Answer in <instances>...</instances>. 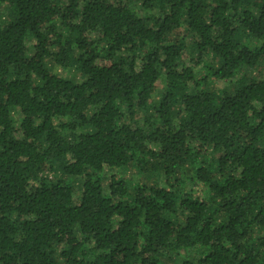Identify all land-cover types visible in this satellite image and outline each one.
<instances>
[{"label": "trees", "instance_id": "1", "mask_svg": "<svg viewBox=\"0 0 264 264\" xmlns=\"http://www.w3.org/2000/svg\"><path fill=\"white\" fill-rule=\"evenodd\" d=\"M0 264H264V0H0Z\"/></svg>", "mask_w": 264, "mask_h": 264}, {"label": "rangeland", "instance_id": "2", "mask_svg": "<svg viewBox=\"0 0 264 264\" xmlns=\"http://www.w3.org/2000/svg\"><path fill=\"white\" fill-rule=\"evenodd\" d=\"M5 7V10L6 11H10L9 13H10V17H12V15H13V7H12V4H7V5H5L4 6ZM190 41L192 42V41H194V38L192 37V38H190ZM195 52V50H194V47H189V50H188V54L190 55V54H193ZM211 59H212V56L210 55V57H209V59H208V61H207V63L209 62V61H211ZM207 63H203V64H201L198 68H197V74H198V76L199 77H203V76H205L206 74H208L209 73V69H208V66H207ZM58 68V70L59 71H62L64 74H66V75H68V74H72V72L73 71H75L74 70V68H72V69H70V70H65V69H63L62 67H57ZM218 85L220 84V85H224V83L223 82H221V83H217ZM162 91V88L154 95V99H159V97H160V92ZM111 173V171H107V175H109ZM134 179H135V181H140V179H141V175H139V174H137V173H135L134 174ZM80 185L81 184H79V186H78V189H77V191H76V195H78L79 193H80ZM187 189L189 190V191H192L193 193L195 192H197V194L198 195H200V196H204V197H206L207 196V193H208V190L206 189V187L205 188H203V187H201V186H199V188L197 189V191H195V187L192 185V184H189L188 186H187ZM199 252L200 251H198L197 249H191V250H189V251H187V250H183V251H181L180 252V254H181V256H180V259H186V257H190V259H196V258H198V256H199Z\"/></svg>", "mask_w": 264, "mask_h": 264}]
</instances>
